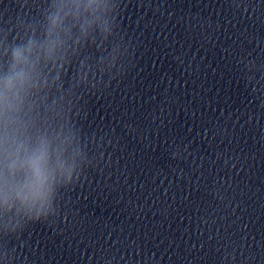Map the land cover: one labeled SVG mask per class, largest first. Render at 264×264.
Listing matches in <instances>:
<instances>
[{
    "label": "clouds",
    "instance_id": "9594fccd",
    "mask_svg": "<svg viewBox=\"0 0 264 264\" xmlns=\"http://www.w3.org/2000/svg\"><path fill=\"white\" fill-rule=\"evenodd\" d=\"M17 3L14 15L0 18V221L6 232L49 222L58 189L81 181L90 149L103 147L101 132L82 126L86 96L106 92L131 56L118 21L121 0Z\"/></svg>",
    "mask_w": 264,
    "mask_h": 264
}]
</instances>
